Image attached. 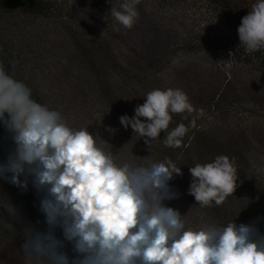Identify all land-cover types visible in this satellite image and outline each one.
<instances>
[{"label":"trees","instance_id":"16d2710c","mask_svg":"<svg viewBox=\"0 0 264 264\" xmlns=\"http://www.w3.org/2000/svg\"><path fill=\"white\" fill-rule=\"evenodd\" d=\"M253 2L140 0L128 29L109 13L110 0H0V64L72 127L99 134L117 160L181 168L168 182L176 197L163 203L186 215V227L235 220L264 235V50L247 53L238 35ZM156 88H180L192 104L191 113L172 114L169 131L186 129L178 147L166 146L163 132L150 146L120 123ZM13 147L0 123V162ZM217 155L234 159L237 186L222 204L200 207L188 194L189 169ZM27 179V190L0 180V194L26 224L46 230L39 190ZM22 243L21 224L0 225V264H32ZM65 251L71 256L72 246Z\"/></svg>","mask_w":264,"mask_h":264},{"label":"clouds","instance_id":"9594fccd","mask_svg":"<svg viewBox=\"0 0 264 264\" xmlns=\"http://www.w3.org/2000/svg\"><path fill=\"white\" fill-rule=\"evenodd\" d=\"M139 2L120 0L116 8L110 0L109 13L130 29ZM238 35L247 53L264 50V0H254ZM144 97L135 115H122L120 123L150 146L163 132V143L178 147L185 126L169 131V125L172 114L193 111L187 94L180 88H156ZM0 123L14 142L0 162V180L27 190L31 177L39 190L35 202L45 216L47 229L37 230L0 194V212L8 217L0 215V225L21 224L22 250L32 264H264V235L254 224L231 220L186 227V215L163 203L176 197L168 182L182 174L171 160L146 165L117 160L105 151L99 134L72 127L59 110L35 100L31 88L3 64ZM189 171L188 194L200 207L222 204L237 186L238 169L227 155L197 163ZM68 244L71 256L65 251Z\"/></svg>","mask_w":264,"mask_h":264},{"label":"rangeland","instance_id":"374dc122","mask_svg":"<svg viewBox=\"0 0 264 264\" xmlns=\"http://www.w3.org/2000/svg\"><path fill=\"white\" fill-rule=\"evenodd\" d=\"M5 264H7V261L5 262Z\"/></svg>","mask_w":264,"mask_h":264}]
</instances>
